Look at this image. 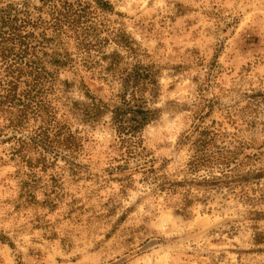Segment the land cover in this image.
Listing matches in <instances>:
<instances>
[{"label":"rangeland","instance_id":"rangeland-1","mask_svg":"<svg viewBox=\"0 0 264 264\" xmlns=\"http://www.w3.org/2000/svg\"><path fill=\"white\" fill-rule=\"evenodd\" d=\"M68 5L89 7L82 22L101 33L90 51L51 42L66 48L63 64L46 49L55 140L22 144L43 123L15 128L0 108V264H264V177L249 194L202 192L190 182L209 172L190 173L184 145L195 125L210 127L220 147L260 151L248 168L264 170V0H0V27L53 21ZM115 52L112 73L104 58ZM135 65L156 80L142 97L144 156L129 158L113 109L130 100L123 73ZM6 69L0 56V82ZM94 101L102 109L89 117Z\"/></svg>","mask_w":264,"mask_h":264},{"label":"trees","instance_id":"trees-1","mask_svg":"<svg viewBox=\"0 0 264 264\" xmlns=\"http://www.w3.org/2000/svg\"><path fill=\"white\" fill-rule=\"evenodd\" d=\"M58 14L60 17L53 21L44 19L20 22L1 21L0 56L6 61L8 70L6 69L4 82H0V86L4 85L2 91L0 90V108L7 109L13 114L11 125L15 128L28 127L31 119H39L43 123L37 126L36 135L31 139V143L22 140V144L43 145L53 142L56 138L55 132L51 129L56 127L57 121L50 125L45 124L49 108L41 99L45 94L43 81L47 79L43 56L48 55V50H52L55 56L63 57L56 59L55 62L63 64L65 63L63 59L68 57V52L65 51V47L53 49L51 42L67 36L71 41L75 39L79 50L90 51L95 39L97 41L101 33L95 20L82 22L84 18L89 20L93 17L89 7L76 9L73 5H68L65 11H58ZM5 28L8 29L4 31ZM121 41L123 42L122 39ZM58 51H64V53ZM122 58L117 52L105 56L104 59L108 60L107 71L121 72ZM123 74L125 75L124 86L126 90L131 88L132 92L130 100H127L128 95L125 94L122 105L114 107L113 120L120 134L122 147L126 151L125 156L129 158L140 154L144 156L145 148H139L142 141L139 131L148 124L152 112L144 109L142 97L155 82L156 71L152 67L135 65ZM101 109V102L94 101L85 111L89 117H94L98 112L100 113ZM191 130V133L184 136V145L190 144L193 152L188 164L189 171L192 174H198L204 170L209 172L205 176L193 179L190 182L191 185L208 193L222 188L234 192L238 189L245 190V194L255 191L252 188L253 182H258L264 177V170L251 171L248 166L253 159L261 156L260 151H250L251 147L246 145L238 146L234 150L220 147L216 143L220 133L210 127L203 128L201 125H195ZM126 162L128 163V159ZM154 162H147L142 165V168L154 170ZM165 185L167 184H163L162 187L164 188Z\"/></svg>","mask_w":264,"mask_h":264}]
</instances>
